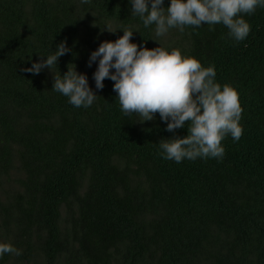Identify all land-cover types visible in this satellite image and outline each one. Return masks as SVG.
Returning <instances> with one entry per match:
<instances>
[{
	"label": "trees",
	"instance_id": "trees-1",
	"mask_svg": "<svg viewBox=\"0 0 264 264\" xmlns=\"http://www.w3.org/2000/svg\"><path fill=\"white\" fill-rule=\"evenodd\" d=\"M245 18L241 41L220 23L158 38L214 63L242 106L243 133L225 136L222 159L176 162L159 140L187 127L125 114L114 81L97 89V62L88 63L123 34L105 24L159 45L130 0H0V240L21 250L0 264H264V7ZM60 41L70 50L53 70L75 64L87 75L97 94L89 107L51 88L49 68L22 71Z\"/></svg>",
	"mask_w": 264,
	"mask_h": 264
},
{
	"label": "clouds",
	"instance_id": "clouds-1",
	"mask_svg": "<svg viewBox=\"0 0 264 264\" xmlns=\"http://www.w3.org/2000/svg\"><path fill=\"white\" fill-rule=\"evenodd\" d=\"M130 4L131 14L139 16L145 27L155 25L152 38L159 45H138L131 39L136 28H110L105 24L110 31L123 29V34L115 40L101 41L91 51L89 65L97 62L95 87L102 89L105 78H109L114 81L113 89L125 114H135L143 122L159 113L169 131L187 127L186 135L174 134L159 140L160 154L165 159H222L225 136L230 134L233 140H239L243 133L238 90L216 79L214 63L205 66L195 55L176 46H163L158 38L172 28L184 31L186 26L220 23L236 41L244 40L251 31L245 14L264 7V0H169L167 4L165 0H130ZM69 50L66 41H60L54 50L39 53L40 58L22 71L38 74L49 68L54 74L51 88L68 97L74 106L89 107L97 94L87 75L77 71L75 64L64 72L53 70L58 58ZM6 252L19 255L21 250L10 241L0 240V257Z\"/></svg>",
	"mask_w": 264,
	"mask_h": 264
}]
</instances>
